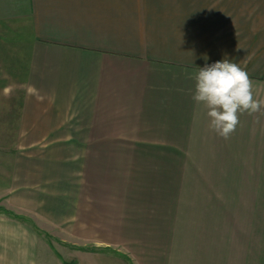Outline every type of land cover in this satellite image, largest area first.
I'll return each mask as SVG.
<instances>
[{
  "label": "crops",
  "instance_id": "1",
  "mask_svg": "<svg viewBox=\"0 0 264 264\" xmlns=\"http://www.w3.org/2000/svg\"><path fill=\"white\" fill-rule=\"evenodd\" d=\"M225 58L264 101V0H0V264H264V106L192 100Z\"/></svg>",
  "mask_w": 264,
  "mask_h": 264
},
{
  "label": "clouds",
  "instance_id": "2",
  "mask_svg": "<svg viewBox=\"0 0 264 264\" xmlns=\"http://www.w3.org/2000/svg\"><path fill=\"white\" fill-rule=\"evenodd\" d=\"M192 79V100L207 109L209 128L224 139L236 131L241 113L251 115L264 106V101L254 99L245 68L227 58L199 68Z\"/></svg>",
  "mask_w": 264,
  "mask_h": 264
},
{
  "label": "rangeland",
  "instance_id": "3",
  "mask_svg": "<svg viewBox=\"0 0 264 264\" xmlns=\"http://www.w3.org/2000/svg\"><path fill=\"white\" fill-rule=\"evenodd\" d=\"M67 244V243H66ZM119 247V246H118ZM115 248V250H120L121 251V248ZM98 250H100V249H98ZM126 254V253H125ZM127 255V254H126ZM137 259V258H136ZM129 260H130V262H131V264H138V263H136V262H138L137 260H135V258H134V256H130L129 257ZM146 261V260H145Z\"/></svg>",
  "mask_w": 264,
  "mask_h": 264
},
{
  "label": "trees",
  "instance_id": "4",
  "mask_svg": "<svg viewBox=\"0 0 264 264\" xmlns=\"http://www.w3.org/2000/svg\"><path fill=\"white\" fill-rule=\"evenodd\" d=\"M67 264H73V263L71 262V263H67Z\"/></svg>",
  "mask_w": 264,
  "mask_h": 264
}]
</instances>
